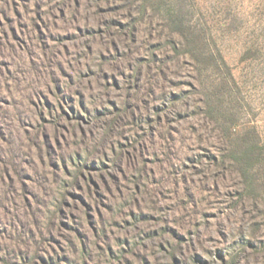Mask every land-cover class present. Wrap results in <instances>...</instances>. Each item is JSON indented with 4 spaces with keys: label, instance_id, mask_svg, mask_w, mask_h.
<instances>
[{
    "label": "rangeland",
    "instance_id": "rangeland-1",
    "mask_svg": "<svg viewBox=\"0 0 264 264\" xmlns=\"http://www.w3.org/2000/svg\"><path fill=\"white\" fill-rule=\"evenodd\" d=\"M0 0V264H264V0Z\"/></svg>",
    "mask_w": 264,
    "mask_h": 264
},
{
    "label": "trees",
    "instance_id": "trees-1",
    "mask_svg": "<svg viewBox=\"0 0 264 264\" xmlns=\"http://www.w3.org/2000/svg\"><path fill=\"white\" fill-rule=\"evenodd\" d=\"M144 1V6L146 7V5L145 4H147V3H149L151 0H143Z\"/></svg>",
    "mask_w": 264,
    "mask_h": 264
}]
</instances>
